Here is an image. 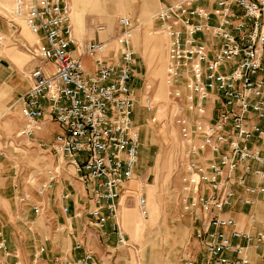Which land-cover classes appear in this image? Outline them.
<instances>
[{"label": "built area", "instance_id": "1", "mask_svg": "<svg viewBox=\"0 0 264 264\" xmlns=\"http://www.w3.org/2000/svg\"><path fill=\"white\" fill-rule=\"evenodd\" d=\"M12 1L8 26L16 31L18 20L26 23L37 37L33 57L40 61L22 72L30 85L22 94L25 123L17 136L31 139L46 118L60 128L51 143L40 145L58 159L42 170L44 180L36 192L44 195L63 179L71 186L79 181L92 203V224L103 229L113 219L117 243L126 244L118 213L140 146L132 84L134 20L119 17L116 47L111 48V40L100 35L106 30L101 23L95 25L97 36L78 39L71 0ZM160 1L155 18L167 37L166 80L187 157L182 203L195 222L198 244V253L189 254L183 264H251L250 248L264 257V218L252 216L257 229L249 230L229 212L239 202L252 205L264 196V0ZM144 101L150 110V90ZM0 155L6 150L0 149ZM36 173L19 180L24 172L20 163L14 165L19 199L42 213L44 206L24 192L38 181ZM250 176L261 182L250 184ZM70 196L69 190L62 195ZM139 205L146 217L144 197ZM0 250H8L4 239ZM46 252L41 246L28 264H44ZM14 264L25 263L17 257ZM50 264L108 263L85 249L78 258L55 256Z\"/></svg>", "mask_w": 264, "mask_h": 264}, {"label": "rangeland", "instance_id": "2", "mask_svg": "<svg viewBox=\"0 0 264 264\" xmlns=\"http://www.w3.org/2000/svg\"><path fill=\"white\" fill-rule=\"evenodd\" d=\"M95 1L96 3H94ZM104 1L106 5L102 0H82L80 19L78 23L74 22L75 31L82 32L84 30V18L85 32L76 33V35L80 41H85L97 36L95 25L101 23L105 25L106 30L100 35L103 39L111 40L112 48L116 45L114 35L117 31L119 17H131L136 25L132 44L136 53L133 89L135 118L139 120V122H135L140 128L139 161L136 166L138 170L135 171V177L130 181L133 184L134 192L122 193L119 212H121L122 206L131 209L136 208L135 212L140 219L137 224L142 225L143 222H146L147 225L138 236V234L133 235L129 229L131 221L127 222V230L122 227L127 233V243L118 244L115 242L110 250L100 245L101 252L108 264H131L132 253L135 254L136 264H183L184 259L189 254L196 253V251L198 253V244L194 234L195 224L191 215L185 212L182 203V178L185 174L187 157L174 117L175 107L169 95L170 88L164 83V58L162 55L155 56L151 66L150 50L144 43L145 37L150 35V31H153V34L165 35L158 29L155 18L161 7V1L155 2V7L149 15L143 14L144 0ZM74 6L73 0V13L75 11ZM106 8L107 10L104 12ZM12 10L13 5L7 6L5 10L0 2V36L3 38L2 45H0V67L2 69L0 73V149H5L9 145H18L17 149L23 159V166L26 164L25 160L32 162L33 165L30 166V170L37 172V179L42 174V170L48 167L49 158L41 162L39 166L34 165L37 164L38 159H33L31 147L34 148L35 141L33 138L38 137V131L30 140L18 137L17 132L21 124H17L15 121L16 118L18 120V117L24 118L22 116V94L30 85L29 81L22 76V72L40 62L39 59L33 57L36 52L37 37L33 40L30 36L25 35L19 20L17 22L20 26L16 31L9 28L8 20L12 17ZM161 42L163 43L162 38H156V46ZM12 48L25 55L27 61L18 64L13 60L8 53ZM161 50L162 48H158L157 51L160 53ZM164 51L168 58L167 44ZM86 64L91 67L90 61L87 60ZM148 85L151 86L150 89L147 88ZM149 90L152 97L150 110L144 106V100ZM140 115L142 117L138 119ZM5 122L10 123V125ZM42 153V156L46 157L49 153L51 154V152L47 153L45 149ZM52 155L55 154L52 153ZM7 157L9 156H0V158L9 160ZM6 174L7 171L4 172V175ZM39 181L34 182L35 185L28 188L31 194L35 193ZM2 187L0 188L2 189ZM149 194H152L153 202L154 200L158 201L162 206V212L153 222L149 218L150 209L148 205L147 216L143 217L140 214L139 200L144 197L148 203ZM118 215L121 219V213ZM5 218L4 210L0 207V223L3 222L1 224L3 227L10 223ZM40 218V220L33 219V221L37 224L43 223L44 218ZM46 222L50 223L51 221L46 219ZM141 242L146 248L145 251L141 249ZM36 243L39 244V240Z\"/></svg>", "mask_w": 264, "mask_h": 264}, {"label": "crops", "instance_id": "3", "mask_svg": "<svg viewBox=\"0 0 264 264\" xmlns=\"http://www.w3.org/2000/svg\"><path fill=\"white\" fill-rule=\"evenodd\" d=\"M156 1L159 0H144V15H149L153 11ZM0 2L2 6L4 4H8V7L9 5H13L12 0H0ZM102 2L105 4L104 0H102ZM71 5L72 18L74 20L73 22L78 23L81 14L80 12H78L77 17L76 15H73V0H71ZM106 10L107 8L104 12H106ZM83 22L84 30L82 32L75 31L77 34H82L83 32H85L86 28L84 18ZM21 24L23 27L22 32L28 37L30 36L33 40H35L36 36L30 33V31L23 23ZM158 37L163 39V43L161 42L158 46H156L155 40ZM144 43L145 46L149 47L150 50L149 53L151 66L153 65L152 61L154 57L159 55H162V57L164 58V65H166L167 56L164 51L166 48L165 35L161 36V34H153L152 31L150 35H147L145 37ZM158 48H162L160 52L161 54L157 51ZM8 53L18 64H22L27 61L25 55L21 54L14 48L10 49ZM87 60L90 61L92 66V60L90 58H86L85 62ZM1 72L2 69L0 67V73ZM134 83L135 79H133L132 81V84ZM16 108L19 109V107ZM141 117L142 116L140 115L138 119H140ZM134 119L135 121L139 122V120L135 118V114ZM15 121H17V124H21L20 127H22L25 119L18 117V120L16 118ZM5 123H7V125H10V123L8 122ZM17 124H15V126H17ZM59 130L60 128L58 124L55 121H52L50 118H46L42 121V127L37 133L38 137L33 138L35 141L34 148L31 147V149H33V151L31 152V155H33V159H38V165H34L39 166L41 162H44L49 158V167L57 161L58 156L56 154L52 155L53 152L50 149H45V151H47V153L51 152V154L49 153L47 157L42 156V151L44 152V149L40 145L43 142L47 144L51 143L54 139L55 134ZM3 133H6V131H3ZM5 150L6 156H9L7 157L9 158V160L0 158V182L2 183L0 187L3 186L2 189L0 188V207H2L4 210L6 217L5 219H7L10 223L6 227H3V225H1L3 222L0 223V240L4 239L8 247L7 252L0 250V264H14L17 257H19L25 264H28L32 261L34 254L37 253L38 249L43 245L47 247V252L43 255V259H45L44 264H50V260L55 256H60L65 260L78 258L83 255L85 249H93L98 256L105 259V256L101 252L102 248L100 247V245L105 247L107 250H110L114 243H117V237L112 228L113 219H109L105 227L103 229H100V233L98 232L99 228L92 224V218L89 215L92 203L86 196L84 186L79 181H76L73 186H71L65 179H63L55 183L54 187L44 195L37 194L35 190V193L31 194L34 198V201L41 203L45 208L42 213H35L32 208V202L25 203L19 199L21 190L20 188L16 187L17 179L14 176L15 164L20 163V168L23 169L24 172L19 180H24L28 174L33 172L32 170H30V166L32 167L33 164L29 160H25L26 167L23 166V159L21 158L16 146L9 145L5 148ZM136 169L138 170V168ZM5 171H7L6 175H4ZM39 179L40 181L44 180L43 173L40 174L39 178H37L38 181ZM131 180L125 183L124 192H134L133 184L130 183ZM248 182L250 184H258L261 181L257 177L250 176ZM28 188L29 187L26 186L24 192H29ZM237 188L240 192H243L242 187L238 186ZM67 190L71 191V196L69 198H63L62 195L64 191ZM243 194L247 193L243 192ZM147 205L152 212L153 222L162 212V206L158 201L154 200L153 202L152 194H149L148 196ZM65 206H68L67 211L64 210ZM131 210L137 209H131L122 206L121 212H119L121 213V219L120 216L119 219L121 220L122 227L125 230H127L128 228L127 222L129 223L126 215L130 213ZM229 213L236 217V219L240 223V226L249 230H256L257 226L252 225V223L250 222V218L252 216H256L260 219L264 218V196L259 195L255 200V203L252 205H246L239 202ZM40 217L44 218L43 223L37 224L33 221V219H36V221L40 220ZM46 219L51 222L47 223ZM88 223L90 224L88 225ZM37 240H39V244L36 243ZM78 243L81 244L80 247H77ZM248 252L251 258V264H264V257L262 256L261 251L250 248ZM131 258V264H136L134 253L131 254Z\"/></svg>", "mask_w": 264, "mask_h": 264}, {"label": "bare ground", "instance_id": "4", "mask_svg": "<svg viewBox=\"0 0 264 264\" xmlns=\"http://www.w3.org/2000/svg\"><path fill=\"white\" fill-rule=\"evenodd\" d=\"M94 3H96V1L94 2ZM82 4V0H74V7H75V11H74V13H73V15L75 14L76 15V13H78V12H80V11H82L81 9H80V5ZM89 5V4H88ZM97 5V4H96ZM7 6H8V4H4L3 5V8H5V10H6V8H7ZM11 6V5H10ZM90 6V5H89ZM88 7V6H87ZM87 10V9H86ZM88 10H89V8H88ZM87 10V11H88ZM20 22L21 23H23L26 27H27V25H26V23L23 21V20H20ZM27 29H28V27H27ZM29 30V29H28ZM75 30H76V25H75ZM30 31V30H29ZM30 33H32L31 31H30ZM152 33V31H150V34ZM33 34V33H32ZM34 35V34H33ZM166 37V36H165ZM166 44H167V37H166ZM167 64H168V58H167V63H166V65H165V68H164V83H165V85H167L168 86V84H167V80H166V69H167ZM163 84V83H162ZM164 87V86H163ZM149 204H150V199H149ZM140 214H141V212H140ZM142 215V214H141ZM143 216V215H142ZM144 217V216H143ZM126 218H127V220L128 221H131V223L133 222V225H131V223H130V226H129V229L131 230V233L133 234V235H136V234H138V236H140V232H141V230L143 229L144 230V228H145V226L147 225L146 224V222H143V224L141 225V224H137V221L138 220H140L139 218H138V216H137V214H136V212H135V210H131L130 211V213H128L127 215H126ZM150 219H152V212L150 211ZM151 221V220H150ZM151 224V223H150ZM142 226V227H141ZM151 226V225H150ZM141 241H142V239H141ZM140 246H141V249L142 250H144L145 251V246L143 245V242H141L140 243ZM133 262V261H132ZM141 264H144V263H141Z\"/></svg>", "mask_w": 264, "mask_h": 264}]
</instances>
